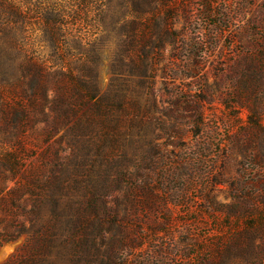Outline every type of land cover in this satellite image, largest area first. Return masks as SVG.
<instances>
[{
    "label": "rangeland",
    "instance_id": "374dc122",
    "mask_svg": "<svg viewBox=\"0 0 264 264\" xmlns=\"http://www.w3.org/2000/svg\"><path fill=\"white\" fill-rule=\"evenodd\" d=\"M28 1V51L50 56L37 27L61 2L59 55L86 63L93 88L66 103L48 76V120L76 114L49 137L29 131L26 154L56 151L64 196L19 215L0 264H264V0H163L155 17L150 0Z\"/></svg>",
    "mask_w": 264,
    "mask_h": 264
},
{
    "label": "trees",
    "instance_id": "16d2710c",
    "mask_svg": "<svg viewBox=\"0 0 264 264\" xmlns=\"http://www.w3.org/2000/svg\"><path fill=\"white\" fill-rule=\"evenodd\" d=\"M157 1L150 0L147 11L154 17L168 6L163 0ZM28 4V0H0V16H3L0 17V89L11 92L9 101L0 92V144L3 147L0 152V212L1 221H7L0 230V241L15 239L26 229L24 220H18V226L13 224L19 215L31 220V216L42 211L46 204L57 205L64 196L61 184L63 168L57 161L56 151L51 153L49 162L40 163L28 160L30 155L26 154L28 149L39 148L31 141L30 134L31 137H37L36 134L49 137L63 119L76 114L75 105L62 102L66 106H58L56 117L48 120V113H45L41 102L48 89V76H59L53 87L63 90L66 103L67 98L74 96L75 100L87 104L90 99L86 94L93 88L86 63L82 62L83 72H78L71 65L69 54L65 57L59 55L62 52L59 49L66 46L63 43L65 27L61 20L68 13L61 8L64 5L61 2L47 6L43 14L45 22L37 27L38 40L43 44L45 41L49 43L50 56L44 58L28 51L27 26H30L31 18ZM165 16L164 32H168L172 25L170 12L166 10ZM19 22L21 26H15ZM84 54L89 57V51ZM93 106L92 103L84 114L75 119L74 127L81 123L89 124ZM51 111L56 110L53 108ZM40 122L44 125L34 130ZM8 182H13V185L9 186ZM28 204L30 207L27 208Z\"/></svg>",
    "mask_w": 264,
    "mask_h": 264
},
{
    "label": "water",
    "instance_id": "95a60500",
    "mask_svg": "<svg viewBox=\"0 0 264 264\" xmlns=\"http://www.w3.org/2000/svg\"><path fill=\"white\" fill-rule=\"evenodd\" d=\"M9 248H13V244H8L4 247V250L7 251Z\"/></svg>",
    "mask_w": 264,
    "mask_h": 264
}]
</instances>
